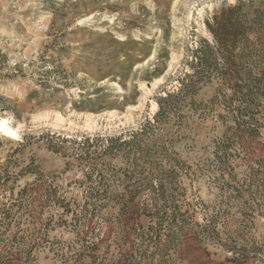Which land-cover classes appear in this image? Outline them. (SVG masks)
<instances>
[{
    "label": "rangeland",
    "instance_id": "obj_1",
    "mask_svg": "<svg viewBox=\"0 0 264 264\" xmlns=\"http://www.w3.org/2000/svg\"><path fill=\"white\" fill-rule=\"evenodd\" d=\"M239 2L261 46L160 111ZM263 73L264 0H0V264H264Z\"/></svg>",
    "mask_w": 264,
    "mask_h": 264
},
{
    "label": "trees",
    "instance_id": "obj_2",
    "mask_svg": "<svg viewBox=\"0 0 264 264\" xmlns=\"http://www.w3.org/2000/svg\"><path fill=\"white\" fill-rule=\"evenodd\" d=\"M240 3L224 9L220 15H215L214 25H209L214 35L213 42L210 43L206 39L202 40L201 44L194 49L190 59V63L195 64L196 68L200 67V70L197 71L196 69L193 73H185L184 77L181 78L180 86L159 99L160 111L163 112L170 108L180 94L187 95L193 90L201 79V74L215 66L217 54L223 56L227 66L223 73L224 78L232 82L239 75V65H243V58L250 56L257 50L256 47L261 46L262 36L256 29L258 18H252L248 12L245 13L244 6ZM253 38L259 40L256 41ZM232 85H235L234 87L240 86L238 81Z\"/></svg>",
    "mask_w": 264,
    "mask_h": 264
},
{
    "label": "bare ground",
    "instance_id": "obj_3",
    "mask_svg": "<svg viewBox=\"0 0 264 264\" xmlns=\"http://www.w3.org/2000/svg\"><path fill=\"white\" fill-rule=\"evenodd\" d=\"M4 125H2L0 123V127H3ZM7 127V126H6ZM9 133L13 134V135H17L18 132L16 131V129L12 128V127H8V130H7Z\"/></svg>",
    "mask_w": 264,
    "mask_h": 264
}]
</instances>
